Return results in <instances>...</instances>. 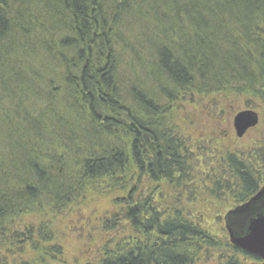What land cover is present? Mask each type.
Segmentation results:
<instances>
[{"label":"trees","instance_id":"obj_1","mask_svg":"<svg viewBox=\"0 0 264 264\" xmlns=\"http://www.w3.org/2000/svg\"><path fill=\"white\" fill-rule=\"evenodd\" d=\"M133 16L152 24L157 34L155 42L149 40L146 57L126 61L124 51L136 49L124 32ZM44 53L54 57L49 69L53 72L42 74L44 85L47 75L57 76L64 87L60 104L74 110L75 121L66 117V110L57 120L67 125L69 139L79 148L78 159L58 158L32 144L24 151V174L9 172L1 162L3 230L8 216L42 200L54 206L71 200V187L81 178H105L119 190L133 175H147L151 182L171 185L178 194L191 185L192 170L185 163L190 149L170 117L173 91L231 89L264 98V0H0V95L11 99L14 85L23 84L18 72L30 58L47 65ZM139 63L141 75L150 77L157 91L140 88V76L135 82L120 68L124 64L134 70ZM12 73L15 79H9ZM31 77L42 79L35 69ZM58 91L46 93L47 101L54 103ZM4 108L10 119L3 115L0 122L12 125L14 110L10 105ZM31 109L26 116L45 128ZM41 151L48 153L46 164L39 162L40 156L46 158ZM247 157L230 154L222 165L229 176L214 181L228 184L225 188L239 201L257 189L264 172V153ZM127 189L119 197L124 207L108 222L130 233L93 264H196L200 253L208 251L219 252L218 264H246L244 257L259 260L222 242L179 208L167 211L154 191L144 196L137 187ZM196 190L191 186L189 193ZM32 235L31 230L17 231L12 238Z\"/></svg>","mask_w":264,"mask_h":264},{"label":"rangeland","instance_id":"obj_2","mask_svg":"<svg viewBox=\"0 0 264 264\" xmlns=\"http://www.w3.org/2000/svg\"><path fill=\"white\" fill-rule=\"evenodd\" d=\"M129 21L131 23L124 27V32L130 37L132 46L136 49L134 52L124 51L123 57L126 61H134L139 57H146L150 50L149 40L155 42L153 39L156 38L157 30L152 24L139 20L137 16H133ZM42 56L47 65L42 66V63L28 58L29 62L21 72H18L23 84L14 85L11 99L10 96L8 99L0 95V116L6 115L7 119H10L4 108L10 105L16 118L15 121H11L12 125H9L10 121L0 122V163L2 162V167L13 174L25 173L24 151L32 144L38 145L42 151L57 153L58 158L66 156L68 160L74 157L78 159L76 152L79 148L74 146L75 141L69 139L71 135L67 125L57 120L58 115L66 110V117H69L70 121H75L74 110L69 105L67 108L60 104L63 100L58 96H62L64 87L57 82V76L47 75V83L44 85L42 74L53 72L49 69L54 65L51 60L54 57H49L47 53ZM17 59L18 57H15L14 60ZM120 68L123 74L131 79L140 76V81L143 80L140 88L157 91L152 79L141 75V63L137 64L134 70L124 64ZM34 69L42 76L41 80L32 79L31 72L34 74ZM154 70L150 69L152 76ZM57 75L62 80V73L59 72ZM14 76L12 73L9 79H15ZM135 82H138V79ZM32 88L35 92L27 90ZM41 91L44 95H35ZM52 91L59 93L57 98H54V103L47 101L46 97V93H53ZM173 92L176 98L170 101V117L176 133L178 132L177 135H180L183 144L190 149L186 153L185 163L192 170L191 185L182 187L179 190L181 193L178 194V191L166 182H151L147 175L140 177L133 175L130 181H126V188L118 190L119 187L114 188L103 181L105 178L80 177L81 180L74 182L78 187L74 185L71 187L70 192L73 194L71 200L64 204L54 206V203L42 200L30 209L24 208L18 214L8 216L5 230L0 227V264H7L9 261L14 264L98 263L115 243L126 239L130 233L122 225L115 228L108 220L124 207L119 197L132 186L137 187L144 196L154 191L167 211L179 208L185 216L200 221L207 232L215 234L222 242L231 244L225 222L227 212L254 196L262 184H259L247 198L239 201L234 191L225 188L228 184L221 185L220 182L215 184L214 181L224 175L229 176L228 169L222 168V165L229 159L230 154H237L243 159L248 158L247 155L250 156L251 153L257 156L264 153V98L254 93L239 94L231 89L212 93L198 90ZM43 97L46 100H43ZM54 105L56 109H52ZM17 109L19 114L16 113ZM30 109L34 112L32 117L41 120L45 128L41 127L42 123L39 124L26 116ZM242 110L255 111L258 114V122L249 127L242 136H238L234 117ZM52 112L55 113V117ZM35 133H40L44 137L36 138ZM76 134L80 136L79 132ZM42 151L39 155H46V158L40 156L39 162L46 164L48 153ZM34 155L33 153L29 158ZM260 175L264 181V172ZM191 186L197 189L194 195L189 193ZM30 230L33 232L31 237H20L17 240L12 238L17 231L23 233ZM218 254V251L200 253L196 264H218ZM242 259L246 264L260 263L245 257Z\"/></svg>","mask_w":264,"mask_h":264},{"label":"water","instance_id":"obj_3","mask_svg":"<svg viewBox=\"0 0 264 264\" xmlns=\"http://www.w3.org/2000/svg\"><path fill=\"white\" fill-rule=\"evenodd\" d=\"M258 114L252 110H242L234 117L238 136L256 125ZM226 229L231 243L239 249L256 255L264 264V185L244 204L227 212Z\"/></svg>","mask_w":264,"mask_h":264},{"label":"bare ground","instance_id":"obj_4","mask_svg":"<svg viewBox=\"0 0 264 264\" xmlns=\"http://www.w3.org/2000/svg\"><path fill=\"white\" fill-rule=\"evenodd\" d=\"M36 264H39V263H36Z\"/></svg>","mask_w":264,"mask_h":264}]
</instances>
